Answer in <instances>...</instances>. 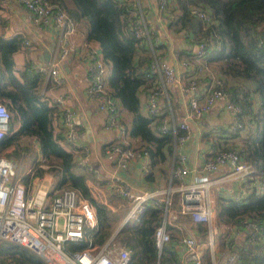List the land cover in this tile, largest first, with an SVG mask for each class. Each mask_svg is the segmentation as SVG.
Wrapping results in <instances>:
<instances>
[{
  "label": "trees",
  "instance_id": "16d2710c",
  "mask_svg": "<svg viewBox=\"0 0 264 264\" xmlns=\"http://www.w3.org/2000/svg\"><path fill=\"white\" fill-rule=\"evenodd\" d=\"M46 1L60 6L73 22H83L85 40L96 44L97 56L105 66L103 84L116 105V113L117 109L129 113L124 132L141 141L136 150L146 153L148 166H157L164 172L162 165L171 157L173 136L171 132L158 131L167 114L166 104L161 105L164 110L156 109L153 114L146 108V115H143L139 109L138 93L147 95L159 82L149 69L152 54L147 38L137 35L133 27L136 7L126 0ZM190 6L206 11L210 22L205 23L191 14ZM165 11L170 15L168 26L174 32H182L186 43L204 42V54L198 64L212 65L222 80V88L229 91L241 107L242 127L233 133L226 131L222 139L215 137L211 143L214 149H237L240 159L254 169L245 178L251 185L243 196H217L213 209L217 224H225L238 232L233 237L225 231L227 237L222 239L224 246L236 252L232 264H264V0H169ZM149 40L152 44L151 37ZM23 41L19 33L5 36L0 31V102L9 115L6 131L0 139V151L21 138L34 140L40 159L32 164L24 179L33 181L47 174L53 188H71L86 199L95 216V227L86 232L92 243L101 245L111 235L113 223L124 216L126 207L118 206L110 211L91 196L85 171L74 160V149L68 146L63 127L57 131L53 129L59 109L40 91L43 74L32 69L30 60L24 61L19 68L14 66L13 54L26 48ZM160 47L157 44L153 49ZM181 55L193 61L190 49ZM166 93L170 94L167 86ZM249 93L257 96L256 106L251 105ZM168 100L174 116L178 101L170 97ZM174 132L179 134L181 130L175 128ZM234 138L237 145L232 147L227 142H233L229 140ZM24 149L17 143L6 155L18 157ZM175 159L174 155L173 166ZM144 177L150 179V172ZM171 183L176 181L171 180ZM108 202L121 200L110 197ZM162 217V210L149 198L136 221L122 224L114 241L128 249L126 264H178L173 242L179 238L173 231H169V242L156 254L153 229ZM184 217L189 227L205 233L204 224ZM246 223L253 224L255 229ZM202 258L204 264H208L206 253ZM0 264L42 262L28 248L1 240Z\"/></svg>",
  "mask_w": 264,
  "mask_h": 264
},
{
  "label": "built area",
  "instance_id": "2783aa9c",
  "mask_svg": "<svg viewBox=\"0 0 264 264\" xmlns=\"http://www.w3.org/2000/svg\"><path fill=\"white\" fill-rule=\"evenodd\" d=\"M31 12L33 24L39 28H52L56 34L55 51L47 60L46 65H31L34 71L42 73L53 82H58L57 64L67 55L68 49L65 37L73 31V20L58 5L46 0H17ZM137 9V17L133 23L137 35H145L148 39L152 60L149 69L158 77V85L146 96V108L149 114L157 109V95L166 93V86L178 83V77L174 73L173 66L166 63L156 53V46L159 43L157 35L151 36L143 26L138 0H126ZM169 0H156V10L164 12L167 9ZM191 14L201 18L205 23L210 22V17L203 9L190 6ZM149 37L152 38V44ZM28 45L29 41L24 40ZM204 54V42L194 44L190 49V57L194 60L200 59ZM87 65L88 83L86 94L98 99L97 108L104 111V128H110L117 122L116 105L104 88L103 77L105 67L97 56L95 49L88 47ZM189 60L183 58L179 61L182 66H187ZM191 67L196 63L191 62ZM198 65V70L200 69ZM222 80L216 78L201 95L189 94L187 96L188 112L176 124H169L164 118L158 127L160 132H171L173 136V149L181 147L189 137L190 130L186 120L199 118L210 111L215 101H219L222 108L231 116L230 132L242 127L240 120L241 107L235 102L231 93L221 86ZM197 87L195 78H187L184 84L179 86L182 93L194 92ZM60 105V120L64 128V138L71 149H78L76 141L77 130L73 126V110L66 107L60 97L54 99ZM8 111L0 102V139L7 128ZM177 128L179 134L174 132ZM123 131V129H122ZM124 133V132H123ZM0 151V241H9L19 244L32 251L42 264H126L129 251L119 242L114 241V233L101 245L91 242L87 234L88 229L95 227V216L92 205L84 198L79 197L71 188H53L36 181L33 187L24 181V173L19 164L13 158L3 155ZM105 152H113L116 157V165L123 166L129 158L139 157L143 152L134 150L123 141H111L106 145ZM179 161L184 160L181 151L177 153ZM227 165L230 173L236 177L245 179L251 172H254L251 164L240 159L237 149H212L210 158L204 160L201 171L211 172L218 166ZM32 166V165H31ZM89 171L91 169L87 166ZM31 167L27 171H30ZM147 170V167L143 169ZM187 168L181 165L170 167L169 178L179 181L187 174ZM37 183V184H36ZM170 184V181H169ZM211 181L206 179L188 185H169L167 189L146 192L141 194L129 190L124 180L117 174L111 173L107 185L117 195L121 196L127 206L126 213L121 223H133L144 209V202L153 197L152 201L167 215V221L177 218L176 214L169 210L170 194L178 192L177 213L186 215L194 222H200L205 226L206 242L205 248L211 254L213 239L211 234L212 209L209 186ZM166 217L153 229V243L156 254L161 251L162 246L170 240L169 232L165 227ZM252 230L255 226L246 223ZM222 228L231 236L238 234L227 225L221 224ZM82 244V246H80ZM178 246L182 248L180 260L189 264H202V255L199 246L192 234L185 233L180 237ZM236 252L228 249L224 264H232L236 258ZM178 260V259H177ZM158 264V263H156ZM179 264V261H178Z\"/></svg>",
  "mask_w": 264,
  "mask_h": 264
},
{
  "label": "crops",
  "instance_id": "0c3cea01",
  "mask_svg": "<svg viewBox=\"0 0 264 264\" xmlns=\"http://www.w3.org/2000/svg\"><path fill=\"white\" fill-rule=\"evenodd\" d=\"M138 5L143 26L150 34L157 35L159 38L161 47L160 49H156V53L161 56L167 64L173 66L174 73L179 80L178 83L167 85L168 89L170 88V94L162 92L157 95V109L164 110L161 105H163V103L166 104L165 110H167V114L164 116L170 125L172 123L176 124L182 120L188 112L187 96L189 94L201 95L204 89L208 87L214 79L219 77H217L218 74L212 65L203 63L198 64V60H189L190 62H188L189 64L187 66H182L179 61L185 57H183L181 53L187 52L194 44L191 45L186 43L182 32H174L171 30L168 26L170 15L168 11L158 12L156 10V0H138ZM0 31H2L5 36L19 33L23 35L24 40L29 41L25 49L17 50L15 52L17 55H15V53L13 54L14 66L16 68L21 67L26 60H30V63L35 66L46 65L47 61L45 63L43 62L45 59L44 51H47L46 53L50 58L51 55L58 50L55 43L57 36L53 32V29L49 27L39 28L33 24L31 12L17 0H13V4L9 3V0H5V2L0 0ZM65 42L68 53L65 57L60 59L56 67L59 81L53 82L50 78L42 75L39 88L50 101H54L55 98L60 97L62 103L73 110V126L77 130L76 141L79 144V148L73 151L74 160L85 171V181L91 196L102 202L110 211L115 210L118 206L122 205V203H125L124 199L117 195L116 192L107 185L111 173L119 175L124 180L129 190L136 194L165 190L170 184L188 185L206 179L210 180L209 193L212 219L215 220V249H213L211 254L201 245L199 249L202 257H204L205 253L208 255V264H224L228 248L224 246L222 239H225L227 236H225L226 232L221 224L216 223L213 203L217 196H243L247 191V186H250L251 182L247 180L245 182V179L232 175L227 165L218 166L217 169L211 172L201 171V166L204 160L210 158L212 155V149L214 148L212 147L211 140L218 136L221 138L217 139H222L226 131H230L231 116L229 113L222 108L219 101H215L210 111L206 114L199 118L186 120L189 125L190 135L181 147H177L175 150L172 147L171 157L162 165L164 172L157 166H148V158L145 152L139 157L129 158L123 166H117L115 162V153H106V145L111 141L119 140L136 150V146H139L141 141L128 137L124 132V127L128 125L130 117L129 113L123 109H117L118 118L116 124L110 128H104V111L97 108L98 99L86 94L85 89L88 83L87 65L89 62L87 50L88 47H90L96 51L97 47L95 43L85 40V26L82 21L73 22V31L65 37ZM191 62L196 63L195 67H191ZM198 65L201 67L199 70ZM191 77L195 78L197 83L195 91L182 93L179 90V86L184 84L187 78ZM146 96L147 95L143 92L138 93L139 109L143 115H146ZM167 96L170 97V99L173 98L178 101V106L173 110L174 116L173 113H171ZM248 97L251 105L256 106L257 96L254 93H249ZM57 108L59 112L53 120L54 131H57L59 127H63L59 115L61 104H57ZM29 140L38 150L35 141L32 139ZM235 140L236 138L229 140L233 142H227V144L233 147V145H237V142L234 143ZM181 151L184 154L183 161H179L177 157V153ZM174 155L176 156V165L185 166L188 172L184 177L173 184L169 178V172L170 167L173 166ZM87 166L94 170L89 171ZM145 167H147L146 171L143 170ZM148 172H150V179H145L144 175ZM42 178H48L46 182H49V185L46 186L51 185V178L49 175L45 174ZM40 184H42L41 181ZM213 193L215 194L214 196ZM110 197L119 199L121 202L110 203L108 202ZM169 200L170 205L168 208L171 213L174 212L176 214L177 218L172 221H167V215L163 213L162 220L166 217L165 227L168 225L170 226V228H166V230L168 232L173 231L179 238L178 240L174 239L175 241L173 242L176 249L177 262L179 261V264H189L180 260L182 248L178 246V241L185 233L193 234L196 238H199L200 232L189 226L186 228L183 224L182 220L184 219V215L177 213V191L170 194ZM117 229L119 230L120 227ZM176 229L177 232L175 231ZM115 231H113L114 235L118 232L115 233ZM230 236L228 234V237ZM204 263L205 260L202 258V264Z\"/></svg>",
  "mask_w": 264,
  "mask_h": 264
},
{
  "label": "rangeland",
  "instance_id": "374dc122",
  "mask_svg": "<svg viewBox=\"0 0 264 264\" xmlns=\"http://www.w3.org/2000/svg\"><path fill=\"white\" fill-rule=\"evenodd\" d=\"M2 2H5V0H1ZM9 3H12L13 4V0H9ZM15 55H17V53H15ZM20 142V143H19ZM19 144V145H22L25 149L24 151H22V154L19 155L18 157H13V156H10L9 158H13L14 160L17 161V164H19V167L20 169L23 171V175L26 177L27 175H29V172L30 171H27L29 169V167L32 168V164L39 160L40 159V155L38 154V150L36 149V146L33 145L31 143V141L28 139V138H22L21 140H16L14 143H11L9 144L8 146L4 147V151H2L3 155H6L7 153H10V151L12 150L13 146H15L16 144ZM7 156V155H6ZM8 157V156H7ZM45 176V175H44ZM43 179V181H42ZM25 180V179H24ZM48 180V178H37L36 180H33V181H29V182H26V184L30 187H33L34 182L38 181V182H42V184L44 185H49L48 183L49 182H46ZM46 182V183H45ZM215 194L213 193V196ZM120 206H125L126 207V210H127V206L125 203H123L122 205ZM123 218V217H122ZM122 218L116 222L113 223V226L111 227V232L115 231L118 227H121L122 224H121V220ZM186 220L187 218L184 217V219L182 220L183 224L186 226V228L188 227V225L186 224ZM214 219H213V223L211 225V234H212V239H213V247L215 249V232H214ZM120 225V226H119ZM179 233V232H178ZM193 235V234H192ZM194 236V235H193ZM195 240H196V243L198 246H205V242H206V233H204L203 231L200 230V236L199 238H196L194 236Z\"/></svg>",
  "mask_w": 264,
  "mask_h": 264
},
{
  "label": "water",
  "instance_id": "95a60500",
  "mask_svg": "<svg viewBox=\"0 0 264 264\" xmlns=\"http://www.w3.org/2000/svg\"><path fill=\"white\" fill-rule=\"evenodd\" d=\"M47 51H44V54H45V59L43 60V62L45 63L48 58H49V55L46 53ZM118 231V229H116L115 233Z\"/></svg>",
  "mask_w": 264,
  "mask_h": 264
}]
</instances>
